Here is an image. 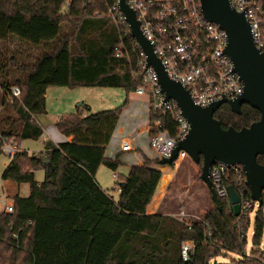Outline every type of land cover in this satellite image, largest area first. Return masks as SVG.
<instances>
[{
    "label": "trees",
    "instance_id": "trees-1",
    "mask_svg": "<svg viewBox=\"0 0 264 264\" xmlns=\"http://www.w3.org/2000/svg\"><path fill=\"white\" fill-rule=\"evenodd\" d=\"M115 3L0 0V145L2 138H14L19 143L43 134L34 116L45 113L48 87L135 90L140 81L132 70L138 50L126 28L107 15ZM258 4L264 35V0ZM90 17L114 24V38L104 52H95L94 45L77 41L78 30ZM9 39L15 44L4 46ZM117 48L121 52L118 57ZM12 86L19 87L21 95L8 101L5 90ZM126 103L87 116L79 111L62 116L55 126L71 138L70 142L47 141L40 153L13 156L2 179L27 183L29 194L15 195L13 212L0 213V264H206L211 255L223 251L246 257V239L235 228V217L223 201L221 210L212 203L204 217L192 220L190 227L164 213L147 214L161 172L151 168L146 157L142 165H132L126 175H119L117 200L99 187L97 169L103 165L115 172L119 167L117 159L104 157V151ZM214 117L223 128L240 129L258 120L260 113L244 104L238 115L228 104H222ZM155 119L174 133L169 114L149 111V121ZM257 161L264 164V155ZM195 165L201 168V163ZM35 170L44 172L40 184L34 180ZM163 192H157L155 205ZM263 229L264 217L259 210L253 223V245L259 244ZM181 240L193 244L188 263L180 258ZM256 251L259 255L250 253L246 262L241 259L237 264H264V252Z\"/></svg>",
    "mask_w": 264,
    "mask_h": 264
},
{
    "label": "built area",
    "instance_id": "built-area-1",
    "mask_svg": "<svg viewBox=\"0 0 264 264\" xmlns=\"http://www.w3.org/2000/svg\"><path fill=\"white\" fill-rule=\"evenodd\" d=\"M125 2L135 12L143 36L153 46V51L164 66L168 77L189 91L195 105L204 107L222 97L232 100L243 93L244 85L233 71L231 59L224 52L227 35L217 24L204 18L200 0H125ZM230 2L235 11L244 13L250 26L253 44L259 52L264 53V35L260 18L262 11L258 0H230ZM107 15L117 25L125 27V33L130 35L129 26L119 10L117 0L108 8ZM134 45L138 53L132 75L140 81L134 92L148 98L149 111L161 116L169 114L170 121L174 124V133L170 134L160 119L149 122V147L160 160L171 155L175 145L187 136L190 125L181 115L175 101H165L164 92L159 87L153 68L146 66V56L135 41ZM119 49H116L117 57L121 54ZM5 93L6 99L12 101L20 98L21 90L17 86H12L6 89ZM0 150L11 158L20 152L19 143L14 138H2ZM181 155H185L184 152H181L179 157ZM209 177L219 201L225 202L232 213L228 186H232L237 193L239 213L234 216V226L247 243L246 233L251 213L255 211L253 223L259 210H262L263 214L264 191L261 193V203L251 199L245 184L244 170L239 164L228 166L217 162L211 166ZM2 203V212H13V200H8V195L2 199ZM183 217L184 213L181 212L178 220L182 221ZM184 223L190 227V222ZM210 235L211 232L208 230L207 236ZM252 249L264 252V244L259 243V247ZM179 252L182 262L188 263L193 254V244L181 240ZM219 255H211L210 259ZM245 255L246 260L250 253ZM237 257L244 258L240 254H237ZM208 263L226 264L210 262V260Z\"/></svg>",
    "mask_w": 264,
    "mask_h": 264
},
{
    "label": "water",
    "instance_id": "water-1",
    "mask_svg": "<svg viewBox=\"0 0 264 264\" xmlns=\"http://www.w3.org/2000/svg\"><path fill=\"white\" fill-rule=\"evenodd\" d=\"M117 5L129 26L131 37L146 56V66L153 68L159 87L164 92L165 101H175L181 115L190 125L187 136L175 145L169 157L160 159L159 164L172 166L181 152L193 163H201L200 179L209 190L211 201L218 210H221V205L211 185L210 168L217 162L228 166L239 164L244 170L245 184L251 199L261 203L264 164L259 163L257 157L264 155V53L255 48L244 13L235 11L230 0H200L204 18L217 24L226 33L227 44L224 52L231 59L233 71L244 85L243 93L239 97L232 100L222 97L202 107L192 102L188 90L168 77L153 51V46L143 36L135 12L125 0H117ZM222 104H228L231 111L238 115L242 105L247 104L257 110L260 117L240 129L231 126L223 128L214 117ZM227 189L233 214L237 216L239 197L232 186Z\"/></svg>",
    "mask_w": 264,
    "mask_h": 264
},
{
    "label": "rangeland",
    "instance_id": "rangeland-1",
    "mask_svg": "<svg viewBox=\"0 0 264 264\" xmlns=\"http://www.w3.org/2000/svg\"><path fill=\"white\" fill-rule=\"evenodd\" d=\"M66 9V5H64L63 10ZM106 20L104 18H96L90 17L87 19V22L78 30V43H87L90 45H94L93 50L95 52H104L109 49V46L114 38V24L112 21ZM14 45L13 41L9 39L3 45ZM17 44V43H16ZM33 53H37V51H33ZM53 88H49V108L52 110L48 111V116L44 117L41 120H44L42 124L48 125L51 124L55 128V123L57 121L58 111L63 110L60 106L61 102L56 97L53 89H57L58 86H51ZM113 90H118V88H113ZM119 91H123V89H119ZM51 94V95H50ZM139 97V96H136ZM136 99V98H134ZM139 99H142L146 102L148 99L146 96H140ZM124 97L122 101H117L116 106H120L124 102ZM80 102V101H78ZM116 102L114 103V105ZM1 108V107H0ZM40 119V117H39ZM46 122V123H45ZM131 122V120H130ZM134 123H139V127L144 125L143 119L138 120L137 122L133 120ZM127 130H130L131 127H127ZM137 129V128H135ZM22 142V141H21ZM42 142L43 137H39L38 139H28L22 142V146L25 149H30L32 151L42 150ZM53 142V141H52ZM34 153V154H37ZM10 159L4 154L0 153V213L3 210L2 199L8 195V200H12L14 195H18L20 197H25L28 194L29 186L27 183H19L13 182L11 180H3L2 173L4 169L7 167ZM156 161V160H155ZM177 163L169 166L173 172L171 181L168 183L167 187L161 196L160 202V212L171 216L173 218H180L181 212L184 213V217L182 219L183 222H191L192 220L201 219L204 217L205 211L212 207V202L210 200L209 192L206 188V185L198 179L200 177V168L196 166L188 156L182 160V162L175 166ZM129 170V166L126 164H122L119 173L122 175H126ZM168 168H162V179H167L168 175H165V171ZM36 171V172H35ZM35 177L41 178L43 171L35 170ZM161 171V170H160ZM102 180L104 182V192L109 195L113 200H117L119 191L118 186L116 185L117 179L112 177V171L102 167ZM264 214V208H263ZM255 211L251 213L250 223L248 225L246 237H247V245L245 247L244 252L246 254L251 253V255H259L256 252V249L259 247L258 245H253L252 243V235H253V219H254ZM264 244V230L260 239V242ZM252 249V250H251ZM251 250V252H249ZM237 259V260H235ZM245 260V258H242ZM238 260L241 258L237 257V254L231 252L223 251L222 254L215 258H211L210 262L217 261L223 263L237 264ZM247 259L244 261L246 262Z\"/></svg>",
    "mask_w": 264,
    "mask_h": 264
},
{
    "label": "crops",
    "instance_id": "crops-1",
    "mask_svg": "<svg viewBox=\"0 0 264 264\" xmlns=\"http://www.w3.org/2000/svg\"><path fill=\"white\" fill-rule=\"evenodd\" d=\"M49 88H53V87H48L45 91V95H44L45 113L34 116L36 122L43 129V134L41 135L43 137L42 150L38 152H42L44 150V143L47 141H53V143L55 144L71 141V138L64 136L56 128V126L54 128L51 124L45 126L44 124H42L44 120L41 119L48 116L49 115L48 111L50 112L52 110V108H49L48 106ZM113 88L114 87H86V86L69 88L65 86H58L57 89L55 90L53 89V91L56 94V97H58V100H60L61 102L60 106L63 108V110L58 111L57 120L62 116L75 114L78 111L82 112V115L87 116L101 111L115 109L118 107L116 106L117 103H119L117 101H122L124 97L125 99L124 102L127 101V103L119 115L117 125L111 136V139L109 140L108 144L105 146L104 157L112 160L117 159V161L119 162V167L117 168V170L115 172H112V177L113 175H115V177L113 178H116L117 180L119 178V175H122L118 172L122 164H126L129 167L132 165H142L144 162V157L151 160V168L159 171L161 170L160 171L161 178L158 182L155 193L152 197L151 202L146 207L147 214L158 213L160 212V203H159L160 201H158L157 204L155 205L153 203V199L155 198L157 192H162L165 190V187H167L168 183L171 181L173 171L169 166L159 165L157 154L149 147V143H148L149 122H150L149 101L148 99L146 100V102L142 99H139L140 95H137L134 91L127 93L123 88H118V90H113ZM119 89H123V91H119ZM115 102L116 104L114 105ZM82 105H84L85 107H83ZM142 119L144 125H141L139 127L138 125L139 123L133 124V120L137 122L138 120L142 121ZM127 127H131V129L127 130L126 129ZM21 141L23 142L25 140H21ZM21 141L19 142L20 152H26L28 154L37 153L36 151L30 152L31 151L30 149L23 148ZM185 155H181L178 158V160L174 162L177 163L175 166H178L182 162V159L185 158ZM12 158L13 157L9 159L11 160ZM102 167L105 166L101 165L95 172V180L99 185V187L104 191V187H103L104 182L102 180V173H101ZM164 167L168 168V170L165 171L166 172L165 175H168L167 179L165 180L162 179V175H163L162 168ZM35 172H33L34 180L38 184H40L44 179V172L41 178H36Z\"/></svg>",
    "mask_w": 264,
    "mask_h": 264
}]
</instances>
